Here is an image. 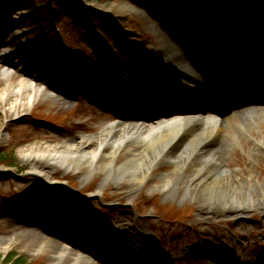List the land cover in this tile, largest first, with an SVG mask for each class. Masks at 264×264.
Listing matches in <instances>:
<instances>
[{"label":"rangeland","instance_id":"rangeland-1","mask_svg":"<svg viewBox=\"0 0 264 264\" xmlns=\"http://www.w3.org/2000/svg\"><path fill=\"white\" fill-rule=\"evenodd\" d=\"M76 2L79 8L74 13L64 10L60 21L38 24L31 20L38 10L29 9L34 3L0 0V47H9L7 57L0 59V90L23 82L20 95L14 92L0 98V156L4 159L0 160V264H7L11 254L23 257L26 264H71V259H77L76 264H138L136 258L114 250L116 239L126 235L125 247L142 246V264H264V206L235 219L234 204H213L214 218L195 220L196 205L190 198L161 192L158 179L169 172L167 166L152 168L137 187L126 190L120 187L122 176L105 178L106 169L99 166L109 147L88 167L74 159L64 165L51 155H21L28 147L93 138L108 124L120 122L119 115L132 121L129 82L141 83L144 78L150 84L161 82L168 68L156 49L183 43L170 29L200 25L207 35L223 28L216 34L217 42L221 34H229L227 27L241 20L253 26L264 24V0ZM54 25L63 39L52 31ZM242 30H233L239 40ZM257 37L264 46V36ZM260 50L264 57V49ZM111 74L120 78L118 86H112L113 95L97 86L95 93L93 83L103 76L112 82ZM254 102L264 104V98L236 105ZM150 112L152 117L162 111ZM224 120L229 123V115ZM262 132L244 133L245 145L233 142L225 164L228 177L244 174L251 184L261 186L259 194L264 193V160L251 153L259 148L264 154ZM138 147L136 143L121 146L111 163L117 164L123 154ZM132 184L128 180V188ZM228 208L231 212L225 213ZM42 219L47 224L39 225L40 234L61 241L57 250L48 247L46 238L34 243L24 237L25 226ZM200 238L219 254L192 253ZM81 245L84 252L77 251ZM82 256L89 261H82Z\"/></svg>","mask_w":264,"mask_h":264},{"label":"bare ground","instance_id":"bare-ground-1","mask_svg":"<svg viewBox=\"0 0 264 264\" xmlns=\"http://www.w3.org/2000/svg\"><path fill=\"white\" fill-rule=\"evenodd\" d=\"M211 2L214 3L215 0H211ZM198 27L200 31L201 28L203 30V26ZM227 28L230 30L229 35L231 37L239 36V34L234 33L235 29H243L242 31L264 36V24L253 26L245 24L241 20L235 27ZM200 31L195 34L190 33V41L181 46V48L166 44L155 51V53H158V58L169 69L165 81L178 86L177 95L169 98L170 103L179 101L190 103L191 100L203 98L206 92L213 93L218 76L214 77V75L207 74L206 71L204 73L198 69L195 72H188L185 73L186 75L180 76L176 68V61L180 64L185 63L183 59L181 62L180 57L183 51L187 52L190 49L199 52V48L192 44L194 43L193 41L198 42V39L203 35H200ZM207 37L209 39L213 38L210 35ZM240 37L245 41L246 47L250 52L254 54L260 53L256 48V44L253 43L255 42L254 38L250 34H240ZM209 52L216 54V59L212 63H215L216 73L221 76V68L225 66V57L231 52H235L227 47L217 50L210 49ZM238 56L240 64H242L238 68L239 75L244 78L259 77L264 81V73L260 75L257 72L258 68L256 70L248 68L249 65L245 63L246 59L239 53ZM253 58L255 62L260 61L258 57ZM145 85L144 88L148 89V83H145ZM99 86H109V84L102 81ZM22 89L23 82L21 81L16 85H6L0 90V98L14 92L20 95ZM226 90L231 95V101H226L221 97L215 100V108L219 112L218 117L215 118L216 120L206 118H204L206 120H198L200 118L194 114L190 115L187 120L183 115H165L154 120L140 118L128 121V119H123L122 115H120V122L108 124L93 138H74L71 142H63L56 145L28 147L21 151V155L26 158L31 157V155H51L59 159V162L64 165L74 159L78 164H86L88 167L97 159L103 148L109 147L110 152L104 154L99 166L104 165L106 169L104 172L105 178L108 176H122L123 182L120 187L132 190L137 187L138 182L146 176L149 170L154 167L167 166L169 167V172L158 179L161 192L165 193V195L180 193V195L190 198L196 205L195 220L214 218L216 208L210 206L213 204H222V206H232L234 204L238 213L232 217L237 219L252 209L264 206V193L259 194L261 186L259 184H251L244 174L241 177H228L229 171L225 168V164L229 162V152L233 142H240L242 145L246 144L243 137L244 133L254 134V129H263L261 137L263 139L262 144L264 143V104L247 105L238 109H233L232 106L241 101H253V97L258 95L264 98V91L258 89V86L250 81L240 80L233 83L232 86L229 85ZM145 91H149V89ZM167 99H163V102H168L166 101ZM184 109L186 110V107ZM229 112V123H227L223 120V116ZM210 117L212 118L213 116ZM133 143L138 144L139 147L123 154L117 164L111 163L112 158L121 146ZM258 149H253L251 157L263 161L264 154ZM151 179H156V177L152 175ZM128 180L133 181L130 188L127 186ZM257 195H261V199ZM245 204H250L254 207L249 208ZM242 205L245 207H242ZM225 210V213L231 212L230 208ZM42 224H47V221L42 219L40 223L37 222V224L25 226L24 237L28 241L32 240L34 243H42L46 238L40 234L39 227L43 226ZM100 231H104L103 227L100 228ZM46 239L49 241L48 247L57 250L56 246L61 241L52 237L49 238V236ZM116 242H118V246L114 250L118 248L117 251L122 252L121 254L127 256L128 259L134 257L138 264H142L141 262L139 263V259L143 257L139 251L142 248L141 245H136L132 249L129 245L125 247L129 243L127 235L122 240L116 239ZM112 244H115V241H112ZM80 250L84 252L86 250L85 246H79L77 251ZM129 252H131V255ZM191 252L198 255L206 254L210 257L212 255V257H215L219 254V251L201 238L196 240ZM55 257L57 261L61 259L60 255L56 254ZM80 259L85 263L89 261L86 256H82ZM71 262V264H76L77 259H71Z\"/></svg>","mask_w":264,"mask_h":264},{"label":"trees","instance_id":"trees-1","mask_svg":"<svg viewBox=\"0 0 264 264\" xmlns=\"http://www.w3.org/2000/svg\"><path fill=\"white\" fill-rule=\"evenodd\" d=\"M51 2V6L48 2ZM34 3V8L29 7V9H38L35 13V16L31 18V20H36L38 24L41 22L50 19L61 20L64 10H68L71 13H74L78 10V6L75 3V0H25V4L27 6H31ZM44 9V11H42ZM10 158V156H9ZM0 160H4L2 156H0ZM7 264H26V260L23 257H20L16 254H11L7 257Z\"/></svg>","mask_w":264,"mask_h":264}]
</instances>
